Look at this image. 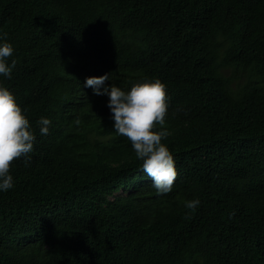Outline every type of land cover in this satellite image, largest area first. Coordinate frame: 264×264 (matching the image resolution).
<instances>
[{"label": "trees", "instance_id": "16d2710c", "mask_svg": "<svg viewBox=\"0 0 264 264\" xmlns=\"http://www.w3.org/2000/svg\"><path fill=\"white\" fill-rule=\"evenodd\" d=\"M0 32L36 137L0 193V264H264V0H0ZM104 73L164 83L167 194L84 87Z\"/></svg>", "mask_w": 264, "mask_h": 264}, {"label": "clouds", "instance_id": "9594fccd", "mask_svg": "<svg viewBox=\"0 0 264 264\" xmlns=\"http://www.w3.org/2000/svg\"><path fill=\"white\" fill-rule=\"evenodd\" d=\"M7 35L0 32V76L10 78L16 60L9 62L14 49ZM109 80V73L89 76L84 80V87H91L95 95L108 97L112 129L130 142L135 157L141 162L139 170L151 181L152 188L158 194H167L172 190L177 172L171 151L162 143L170 135L165 120L169 105L164 83L158 78L144 79L123 90L113 83L105 84ZM36 123L40 133L47 135L50 118L42 116ZM35 139L15 95L0 83V193L14 187L10 162L23 157L27 165ZM199 204V198L184 201V207L189 210H195Z\"/></svg>", "mask_w": 264, "mask_h": 264}]
</instances>
